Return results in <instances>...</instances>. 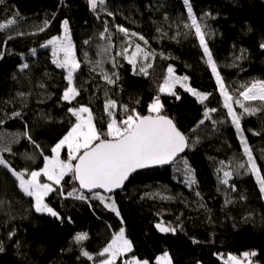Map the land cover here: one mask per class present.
Wrapping results in <instances>:
<instances>
[{
    "label": "trees",
    "instance_id": "trees-1",
    "mask_svg": "<svg viewBox=\"0 0 264 264\" xmlns=\"http://www.w3.org/2000/svg\"><path fill=\"white\" fill-rule=\"evenodd\" d=\"M188 4L204 19L213 62L233 110L242 114V137L199 37L186 26L184 0H104L95 8L91 0H0V25H5L0 28V159L5 162L0 164V264H99L98 253L121 228L132 249L116 264L133 257L158 264L165 253L172 264H229L230 254L252 251L257 255L250 256L251 264H264V192L258 180L264 177V101H244L256 109L253 114L235 103L242 100V86L264 80V0ZM65 20L80 63L73 75L79 95L71 101L62 99L69 84L48 43L61 37ZM170 66L179 80L183 77L181 83L207 98L201 102L181 83L173 92H161ZM156 97L163 105L159 114L187 138L180 159L134 174L111 196L84 193L68 174L60 185L52 184L45 199L59 218L36 212L13 170L43 169L44 158L77 122L69 108L87 106L96 129L106 132L109 111L117 121L132 109L146 116ZM109 101L116 107L106 110ZM245 142L259 175L250 170ZM113 201L119 215L107 207ZM158 224L176 231L161 232ZM77 233L88 239L77 242Z\"/></svg>",
    "mask_w": 264,
    "mask_h": 264
},
{
    "label": "snow or ice",
    "instance_id": "snow-or-ice-1",
    "mask_svg": "<svg viewBox=\"0 0 264 264\" xmlns=\"http://www.w3.org/2000/svg\"><path fill=\"white\" fill-rule=\"evenodd\" d=\"M188 5V12L191 18V27L195 29L196 35L199 37L200 44L203 46V51L207 55V62L211 65L213 73L216 75V81L220 87L221 94L225 98L224 106L228 109L229 115L232 117V123L236 128L240 130L241 134L243 129L240 125L241 115H238L232 107V97L225 89L222 78L217 72L216 65L213 62L212 54L205 41V33L202 31V26L197 22V18L192 14L191 5L188 4V0H184ZM92 7H96V0H91ZM111 15V13H109ZM9 24L15 23V21H9ZM65 35L63 38L54 37L49 40L48 43L53 45V55L57 57L55 63L60 68L67 69V79L69 81V87L64 91L62 99L65 101H71L79 95V91L72 86V80L74 73L79 69L80 63L76 59L74 54V48L72 42L68 36V21H63ZM5 25H0V28ZM107 30V29H106ZM121 32H127L125 28H119ZM133 35H136L133 33ZM144 40L143 36L139 37ZM147 43V41H145ZM264 48V44L260 45ZM139 50V45H137ZM63 53L61 57L59 54ZM130 63H134V60H130ZM150 66V65H149ZM26 68L27 65L25 64ZM141 72H145L144 68L140 69ZM168 72H173L170 66ZM108 79V83H114L112 79ZM187 80V77H184ZM169 80H165L164 86L160 88L161 92L165 90L171 92L173 84ZM243 91H240L239 96L243 99H237L235 103L240 105L244 113L253 114L256 109H250L245 107L244 101H264V80H256L251 83L250 86L244 87ZM194 96H198L201 102L207 98L209 94L197 93L192 89H188ZM175 95V93H171ZM179 99V97H177ZM115 101H109L105 108H115ZM163 105L160 102L159 97H156L154 101L149 105V112L156 115L141 116L135 109L131 110V114L117 121L114 113L109 111L111 117L110 122L107 125L106 132H100L96 129L93 123V116L90 108L81 105L78 108H69V112L77 118V122L72 126L71 130L51 149L54 154L51 157H45V164L43 169L39 171H32L29 173L30 179H24V172H15L14 175L19 179V187L22 191L35 198V210L38 213L46 212L54 217L59 218V214L55 212L51 207L44 203V197L50 192L54 191L52 184L41 183L39 177L43 174L47 177L48 181H53L56 185H60L61 181L68 174H71V178L78 181L82 189H104L111 192L113 189L121 188L124 182L129 178L130 174L137 169L145 168L152 164H165L170 162L176 157L178 153L184 151L188 146L187 138L176 127L172 119L166 116L160 115V111ZM125 112H128L127 105H124ZM208 111H216L210 109ZM84 114H87L85 117ZM15 115H19L16 113ZM205 117H208V112H205ZM200 123H203L201 121ZM29 139H31L29 137ZM37 147H39L37 145ZM67 147L68 157L67 160L60 158V153L63 148ZM10 150V149H9ZM244 150L249 156V163H251V171L256 172L259 175V169L252 157L251 150L247 143H244ZM78 161L73 164L72 161ZM5 163L3 159H0V164ZM225 177L230 174L225 173ZM227 179L224 183H227ZM261 191L264 192V177L260 178ZM75 191V190H74ZM69 196L73 195V192L68 193ZM78 198L84 199L81 194ZM102 200L103 197H100ZM107 207L119 215V212L115 206V202L108 204ZM157 228L161 232H175L176 229L171 227H162L157 225ZM15 235V233H11ZM88 239L87 233H77L75 240L81 242ZM195 242V241H194ZM19 247V245H17ZM132 249L131 242L125 238L124 229L121 228L118 234H114L112 241L103 248L98 256L107 257L101 259L99 264H116L119 257L125 253L130 252ZM3 245L0 244V252H3ZM82 255L93 259L92 255L87 251H82ZM257 253L252 251L251 253L245 252L243 256L248 258L250 256H256ZM165 264H172V261L167 253L160 258ZM236 261V264H241L236 257L229 256V261ZM124 264H149L148 261H140L138 258L133 257L131 261H125ZM249 264L251 262L249 261Z\"/></svg>",
    "mask_w": 264,
    "mask_h": 264
},
{
    "label": "rangeland",
    "instance_id": "rangeland-1",
    "mask_svg": "<svg viewBox=\"0 0 264 264\" xmlns=\"http://www.w3.org/2000/svg\"><path fill=\"white\" fill-rule=\"evenodd\" d=\"M97 2H104V0H96V3ZM197 22L198 23H200L201 24V26H202V31L205 33V35L208 33L207 31H206V27H205V22H204V19H197ZM189 29H193V30H195L193 27H191V18H190V21L188 22V24L186 25ZM64 35H65V31H64V28H63V32H62V34H61V38H63L64 37ZM68 36H69V38H70V34H69V32H68ZM70 40H71V38H70ZM72 42V41H71ZM72 45H73V43H72ZM73 48H74V46H73ZM51 50H52V53L54 52V48H51ZM74 54H75V52H74ZM60 56L61 55H63V53H60L59 54ZM54 56V55H53ZM55 57V60L57 59V57L56 56H54ZM207 59L208 58H206L205 59V61H206V63L211 67V65L207 62ZM212 68V67H211ZM61 69H63L64 71H65V76H66V79H67V69L66 68H61ZM180 77V80H179V78H177V76L174 74V72H172L171 74L169 73L168 74V78H167V80H169V82L170 83H172L173 81H177V82H175L174 84H173V86H172V88H171V92H173L174 90H175V88H176V84L177 83H181V79L183 78L182 76H179ZM67 81H68V79H67ZM180 81V82H179ZM68 84H69V81H68ZM181 85H182V87L186 90V91H188V89H192V90H194L195 92H197L194 88H192L188 83H185V82H182L181 83ZM70 86V85H69ZM68 86V87H69ZM72 86H73V80H72ZM167 90H165V92H166ZM167 92H169V91H167ZM188 92H190V91H188ZM191 94H192V92H190ZM193 95V94H192ZM243 99V98H242ZM255 101H257V100H255ZM259 101H261V100H259ZM161 102V101H160ZM248 102H250V101H248ZM152 115H156L155 113H151ZM85 115V117L87 116V114H84ZM93 123H94V121H93ZM239 132H240V130H239ZM241 133V132H240ZM241 137H242V134H241ZM54 154H52V156H53ZM67 157H68V149H67V147H65V148H63L62 150H61V153H60V158L62 159V160H67ZM72 163H73V161H72ZM16 176V175H15ZM260 176H258V180L260 181ZM18 179V178H17ZM24 179H30V175H29V173H25V175H24ZM39 180H40V182L41 183H50V184H53L54 182L53 181H48L47 180V177L46 176H44L43 174L39 177ZM18 181H19V179H18ZM22 190V189H21ZM49 195V194H48ZM47 195V196H48ZM46 196V197H47ZM46 197H44V203H46ZM33 199H34V202H35V198L33 197ZM47 204V203H46ZM48 205V204H47ZM49 206V205H48ZM50 207V206H49ZM42 213H44V214H48V213H46V212H42ZM118 234V233H117ZM126 238V237H125ZM250 253V252H249ZM127 253H125L124 255H126ZM124 255H122L121 257H123ZM229 256H233V257H236V259L237 260H239L240 262H241V264H249V261H250V257H248V258H245L243 255L242 256H236V255H232V254H230ZM229 256H228V259H227V261H228V263L229 264H236V261L235 260H233V261H229ZM107 257V254H105V257H102V259H104V258H106ZM161 257H163V256H159L158 258H157V260H156V262L158 263V264H165V262L164 261H162L160 258ZM118 260V259H117Z\"/></svg>",
    "mask_w": 264,
    "mask_h": 264
},
{
    "label": "water",
    "instance_id": "water-1",
    "mask_svg": "<svg viewBox=\"0 0 264 264\" xmlns=\"http://www.w3.org/2000/svg\"><path fill=\"white\" fill-rule=\"evenodd\" d=\"M163 116V115H162ZM167 117V116H166ZM169 118V117H168ZM169 119H171V118H169ZM173 123L175 124V122L173 121ZM176 125V124H175ZM177 127V126H176ZM178 128V127H177ZM179 129V128H178ZM180 130V129H179ZM181 131V130H180ZM182 132V131H181ZM183 133V132H182ZM186 137V136H185ZM188 142V141H187ZM187 149H188V146L184 149V151L183 152H181V153H178L177 155H176V157L174 158V159H172L170 162H168V163H165V164H152V165H149V166H147V167H145V168H141V169H137L136 171H134L133 173H131L130 174V176H129V178L124 182V184H123V186L121 187V188H116V189H113L111 192H109V191H106V190H104V189H99V188H97V189H93V190H91V191H89L88 189H82L81 187H80V189L84 192V193H87V194H92V193H97V192H100V193H102V194H104V195H106V196H111V195H113V194H117V193H120V192H122L123 190H124V188H125V186L127 185V183L129 182V180H130V178L134 175V174H136V173H138V172H141V171H145V170H152V169H158V168H167V167H170V166H172L178 159H180L185 153H186V151H187ZM78 161H76L75 163H77ZM77 183H78V181H76ZM78 185H79V183H78ZM80 186V185H79Z\"/></svg>",
    "mask_w": 264,
    "mask_h": 264
}]
</instances>
